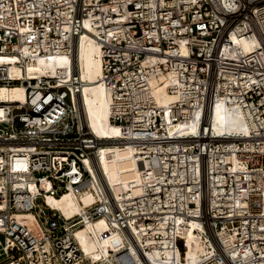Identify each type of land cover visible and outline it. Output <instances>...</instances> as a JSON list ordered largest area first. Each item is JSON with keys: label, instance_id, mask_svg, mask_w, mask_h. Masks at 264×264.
Instances as JSON below:
<instances>
[{"label": "built area", "instance_id": "obj_1", "mask_svg": "<svg viewBox=\"0 0 264 264\" xmlns=\"http://www.w3.org/2000/svg\"><path fill=\"white\" fill-rule=\"evenodd\" d=\"M84 22L101 43L109 121L132 134L124 142L141 188L119 198L102 189L86 218L104 217L124 246L87 258L74 238L86 220L46 204L101 186L85 162L96 174L106 141L83 122L66 85L74 80L11 79L0 65V87L25 89L24 102H0V264H138L130 247L141 264H264V0H0V55L21 68L70 55ZM232 34L260 45L243 51ZM160 76L177 98L169 114L148 83ZM215 102L240 116L244 136L212 131L206 111ZM178 122L195 132L168 130ZM18 214H32L35 230ZM190 222L205 252L187 262L181 234Z\"/></svg>", "mask_w": 264, "mask_h": 264}, {"label": "bare ground", "instance_id": "obj_2", "mask_svg": "<svg viewBox=\"0 0 264 264\" xmlns=\"http://www.w3.org/2000/svg\"><path fill=\"white\" fill-rule=\"evenodd\" d=\"M84 27L85 31L74 38L70 55L64 50L58 52L50 60L41 58L25 62L23 68L15 64L18 60L15 56L0 55V65H8V76L11 79L22 77L37 80L41 77H48L61 79L66 83L74 80L71 81L72 85H66L72 90L83 122L97 138L106 141L105 146L99 149L97 158L93 160L96 174L88 162H85L93 178L96 179V175L98 176L102 187L92 182L79 190L71 188L69 192L60 197L47 196L46 198V204L52 210L58 211L65 220H70L77 215L86 220L82 227L74 231V238L87 258H95L106 257L109 250L114 253L118 252L123 248L124 241L119 233L110 229L104 217L87 221V208H92L97 202L102 201L99 194V192L102 193V189L105 192L111 190L112 194L119 198L127 191H130L131 196H137L141 188L138 187L140 169L134 161V149L128 142H124L132 134L128 128L112 125L109 121L111 95L101 81V43L92 37L90 34L92 31L86 22H84ZM229 42L246 52L260 45L258 39H241L233 34L229 36ZM165 80L163 76L152 77L148 83L156 105L169 114L177 98L168 92ZM7 101L24 102V87L14 86L11 89L0 87V102ZM3 113V108L0 106V117ZM206 114L212 131L220 134L227 132L230 136H244L240 116L226 109L222 104L218 102L211 104ZM206 114L204 113L205 116ZM167 128L169 131L190 129L195 132L193 125L184 122H178L177 125L168 123ZM48 186L46 180H41V187L47 189ZM28 189L32 194L35 193L34 181L29 182ZM15 217L30 229L35 230L32 214H18ZM195 228L197 226L190 222L189 228L181 234L189 246L186 251V261H194L205 252L201 239L193 233ZM130 254L138 264H141L135 250L131 247Z\"/></svg>", "mask_w": 264, "mask_h": 264}, {"label": "rangeland", "instance_id": "obj_3", "mask_svg": "<svg viewBox=\"0 0 264 264\" xmlns=\"http://www.w3.org/2000/svg\"><path fill=\"white\" fill-rule=\"evenodd\" d=\"M47 215L49 216V213H47ZM56 227H57V221H55L53 218H50L49 216V228L53 229Z\"/></svg>", "mask_w": 264, "mask_h": 264}]
</instances>
